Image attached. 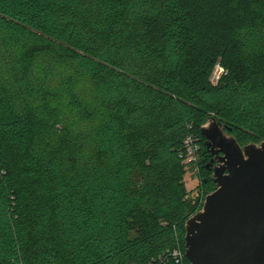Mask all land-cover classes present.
Listing matches in <instances>:
<instances>
[{"label": "trees", "instance_id": "16d2710c", "mask_svg": "<svg viewBox=\"0 0 264 264\" xmlns=\"http://www.w3.org/2000/svg\"><path fill=\"white\" fill-rule=\"evenodd\" d=\"M210 118L264 142V0H0V264H190L185 143L205 151V201ZM140 208L169 221L133 236Z\"/></svg>", "mask_w": 264, "mask_h": 264}, {"label": "water", "instance_id": "95a60500", "mask_svg": "<svg viewBox=\"0 0 264 264\" xmlns=\"http://www.w3.org/2000/svg\"><path fill=\"white\" fill-rule=\"evenodd\" d=\"M230 131L202 127L216 190L186 222L190 264H264V142L241 146Z\"/></svg>", "mask_w": 264, "mask_h": 264}, {"label": "rangeland", "instance_id": "374dc122", "mask_svg": "<svg viewBox=\"0 0 264 264\" xmlns=\"http://www.w3.org/2000/svg\"><path fill=\"white\" fill-rule=\"evenodd\" d=\"M49 60L50 59L45 58L46 62H50ZM45 66L47 68L49 65H47V63H46ZM51 69H49V71ZM224 72H225L224 68L222 67V65L220 63H218L211 73V78H210L211 84H213V85L218 84L220 79L222 78ZM56 79L59 80V82H61V81H63V76H58V78H56ZM90 95H91V92L89 90V86L85 82H79L76 85V87L74 88L72 97L77 102L86 104L88 97H90ZM70 108H72V107H70ZM74 114L76 116L77 111L75 113L71 112L70 114H68V118L70 117L71 120L73 119L74 123H77V120H75L76 118H75ZM78 128H80V129L83 128L84 130H86L88 128V125H86V123L85 124L80 123ZM74 130H76L75 127H74ZM58 133H60V132L57 131V134ZM84 133H85V131H84ZM77 136L80 138H86V137H84L85 135L83 133H79V134L77 133ZM60 138H62V137H60ZM83 146H84L83 147L84 150H82V152L85 151V153L88 154V157H90L91 159H94L95 155H94V151H93L92 146L89 145L88 143L84 144ZM204 154H205V151L201 149L196 153V156H195L196 161H190V160L184 161V163H185L184 182H183L180 189H181L182 194H183V201L190 208L188 212H194L195 213L196 209L199 207H202V205H203L204 199L200 200V201H198V200H199V198H201V195L203 193L202 180H203V178H205L204 174L202 173V171L200 169V165H199V163H202L206 159ZM208 162L206 161V164ZM135 183H136L137 188H138L137 191H139L141 193L144 192L145 190L146 191L151 190L147 194V196L153 200H160L161 198H163V196H165L163 193H161L158 190V187L156 185V180H154L151 177H148L146 174H144V175L142 173L137 174L135 177ZM137 191H135L136 195L140 194ZM142 196H143V194H142ZM134 220H135L136 230L134 231L133 236H146L147 235L146 230L150 225L156 226V225H159L161 223H167L169 221L167 219H155L154 216L151 214V211L147 210L146 208H140L139 210H137L136 217Z\"/></svg>", "mask_w": 264, "mask_h": 264}, {"label": "built area", "instance_id": "2783aa9c", "mask_svg": "<svg viewBox=\"0 0 264 264\" xmlns=\"http://www.w3.org/2000/svg\"><path fill=\"white\" fill-rule=\"evenodd\" d=\"M185 144H186V153H187L185 161L186 160L196 161L195 156H196V153L200 150L199 146L197 145V143L195 142L193 138L188 139ZM168 253L170 255V258L175 262V264H182L184 255L180 250L175 249ZM164 263H165V258L161 257L159 259L158 264H164ZM154 264H157V263H154Z\"/></svg>", "mask_w": 264, "mask_h": 264}, {"label": "flooded vegetation", "instance_id": "af4514ba", "mask_svg": "<svg viewBox=\"0 0 264 264\" xmlns=\"http://www.w3.org/2000/svg\"><path fill=\"white\" fill-rule=\"evenodd\" d=\"M212 169V168H211ZM211 171V170H210Z\"/></svg>", "mask_w": 264, "mask_h": 264}]
</instances>
